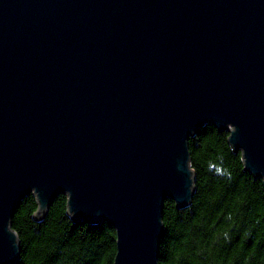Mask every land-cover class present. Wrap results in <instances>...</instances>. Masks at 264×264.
I'll return each instance as SVG.
<instances>
[{
    "label": "water",
    "instance_id": "water-1",
    "mask_svg": "<svg viewBox=\"0 0 264 264\" xmlns=\"http://www.w3.org/2000/svg\"><path fill=\"white\" fill-rule=\"evenodd\" d=\"M207 123L264 183V0H0V264L30 193L110 224L113 264H158Z\"/></svg>",
    "mask_w": 264,
    "mask_h": 264
},
{
    "label": "trees",
    "instance_id": "trees-1",
    "mask_svg": "<svg viewBox=\"0 0 264 264\" xmlns=\"http://www.w3.org/2000/svg\"><path fill=\"white\" fill-rule=\"evenodd\" d=\"M228 135L207 123L188 138L194 191L184 208L163 202L158 264H264V183L244 169ZM37 207L30 193L11 217L20 245L16 264H113L110 224L73 221L65 194L40 218Z\"/></svg>",
    "mask_w": 264,
    "mask_h": 264
}]
</instances>
